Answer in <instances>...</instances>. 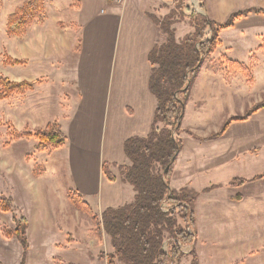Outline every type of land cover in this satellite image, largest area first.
Segmentation results:
<instances>
[{
	"label": "rangeland",
	"instance_id": "374dc122",
	"mask_svg": "<svg viewBox=\"0 0 264 264\" xmlns=\"http://www.w3.org/2000/svg\"><path fill=\"white\" fill-rule=\"evenodd\" d=\"M25 1L0 0V75L14 82H31L27 80L28 77L36 75L37 78L32 81L39 82L33 91L12 94L8 99L0 101V199L5 197L12 200L10 212L0 211V262L21 263L24 253L21 243L16 236L8 238L4 233L14 230L16 220L23 216L28 222L25 264H58L56 258L60 259L62 264L72 263L76 258L83 259L82 262L87 264H107L106 261L99 259L97 254L112 252L108 238L104 237L102 241L95 235V227L90 216L75 207L68 197V189L71 186L68 183L67 146L37 152L36 140L33 137H21L11 141L8 135L10 126L17 130L27 126L30 129L42 128L46 125L43 123L56 121L66 132L64 133L66 137L71 136L65 123L67 117H64L63 113L69 114L72 111L74 105L72 89L59 80L64 70L62 68L64 61L56 59L54 64L48 61L46 70H42L43 61L32 63L34 68L36 64L41 68L38 71L54 73L52 83L47 77L38 76L39 72L30 71L28 63L5 64L8 57L27 60L17 58L24 57L21 51L23 47L26 49V45L21 44V39L25 38L27 33L21 37L9 36L6 33L7 18ZM205 2L210 10L214 9V12L217 8L225 9L227 17L231 10L235 12L245 8L264 9V0H205ZM185 6L186 16L190 15L189 10H196L208 17L211 15L209 9L208 11L200 9L197 0H186ZM173 8L172 1L171 6L159 7L161 14H166ZM70 13L71 10L66 9V12L63 11L59 15L66 19L71 17ZM46 18L45 8L44 21ZM225 19L217 22L222 23ZM61 24L59 23V26ZM237 24L239 29L248 32L243 33L245 38L236 40L238 45L230 50L231 57L227 56L229 55L226 53L227 50L218 47L203 62L194 79L181 123L180 138L184 146L177 156L172 172L173 187L195 194L193 211L194 230L195 233H199V237L196 236L195 249L198 251V264H236L234 260H237V264H264V208L258 209L257 216V209H252L250 203L242 204L240 198L235 197L232 199L235 205H230L220 203L219 197L223 189L230 187L228 183L233 178H241L240 176L249 173V170L253 172L258 170L253 167L256 165V159H252L254 161L246 165V168H243L242 164L248 160L242 157L230 165L214 168L208 164L212 158L221 155L222 149L219 148L222 144L215 142L219 140L218 138L214 139L215 141H205V138L218 131L228 118L241 116L254 103L264 100V49L258 48L264 44V16L250 13L240 18ZM175 28L180 39L191 31L192 27L188 18H185L177 22ZM231 32L233 30L223 31L225 42L232 38ZM246 49L248 54L244 61L231 59L235 53L241 55ZM227 59L245 65L253 81L248 83L244 75L228 65ZM51 69L52 71H49ZM55 69L58 71L55 72ZM241 122L245 121L233 123ZM252 154L256 157L261 152L256 154L254 151ZM262 167L264 168L263 163L260 164V169ZM87 202L97 209L93 201ZM163 204L164 211H168L167 204L165 202ZM253 214L254 217H251ZM257 225L259 234L254 232L257 240L254 238L253 248L258 243L261 245L260 250L241 262L245 251L251 246V234ZM186 229L188 232L194 231L190 227ZM73 237L76 242L73 241ZM167 241L168 235L165 234V250ZM65 245H76V249H67ZM180 250L183 257L177 264H190L191 247L180 245ZM89 254L95 255L93 262L87 260H92L88 257ZM116 264L120 263L116 261Z\"/></svg>",
	"mask_w": 264,
	"mask_h": 264
},
{
	"label": "crops",
	"instance_id": "0c3cea01",
	"mask_svg": "<svg viewBox=\"0 0 264 264\" xmlns=\"http://www.w3.org/2000/svg\"><path fill=\"white\" fill-rule=\"evenodd\" d=\"M160 5L171 6V1L45 0L46 20L32 25L26 37L21 39V44L26 45V49L23 47L21 51L24 57L14 55L19 59L26 58L28 69L34 73L39 72L38 76L47 77L51 83L54 81V73L38 71L41 68L37 64L34 68L32 63L43 61L42 70H46L48 61L51 64L56 59L64 61V70L59 80L71 86L74 102L72 111L69 114L63 113L67 117L65 123L68 132L71 133V136L67 135L64 144V147L67 146L68 183L85 200L95 203L97 209H92L98 216L108 208H118L133 200L132 187L121 181L119 167L128 164L123 152L124 142L131 137L148 134L153 122L156 101L148 89L151 73L148 54L155 45L164 42L165 35L149 15L160 18L168 14L170 10L161 14ZM66 9L71 10V17L62 19L59 14L66 12ZM209 12L211 19L216 22L228 18L225 9L217 8L215 12L209 9ZM237 23L227 29L233 30L232 38L227 39V42L223 39L224 30L219 33L222 42L220 49L227 50L226 53L238 45L236 40L243 39V33L248 32L239 29ZM175 34L177 41L183 38L178 39L176 28ZM231 42L233 45H229ZM247 54L248 49L241 55L235 53L231 59L244 61ZM227 56L231 57L230 53ZM35 76L27 80L32 81L37 78ZM218 139L212 141L222 144L219 148L222 149L221 155L212 158L208 165L224 167L242 157L248 160L243 161V168L252 164V159H256L253 167L258 169L255 172L249 170V173L240 176L246 180L243 186L223 189L222 195H219L220 203L235 205L232 199L239 197L242 204L250 203L252 209L256 208L259 216L258 209L264 208V177L253 179L264 173V168L260 169L261 163L264 166V109L248 121L232 123ZM253 150L261 154L253 157ZM104 163L110 164L115 182H109L103 175ZM171 182L172 176L170 187L175 192L182 189L173 187ZM258 231L259 225L251 234V246L245 251L241 262L260 250L261 245L258 243L253 248L256 238L254 232L258 235ZM196 236L199 237L198 232ZM104 237L107 238L103 234L102 241ZM73 241L76 242L74 237ZM196 244L197 239L194 249ZM75 247L65 245L67 249L75 250ZM195 252L197 254L198 251ZM89 255L92 260H87L93 262L95 255ZM82 261L76 258L72 263L87 264ZM234 261L237 264V260Z\"/></svg>",
	"mask_w": 264,
	"mask_h": 264
},
{
	"label": "trees",
	"instance_id": "16d2710c",
	"mask_svg": "<svg viewBox=\"0 0 264 264\" xmlns=\"http://www.w3.org/2000/svg\"><path fill=\"white\" fill-rule=\"evenodd\" d=\"M172 1L174 8L165 16L158 18L149 15L152 22L165 35V40L155 45L148 54L151 73L148 89L153 95L156 105L150 131L145 136H134L123 144V152L128 164L119 167L121 181L132 187L134 196L130 203L118 208L104 210L100 218L87 201L76 190L69 188L70 201L86 212L95 227V235L102 239L107 236L112 252H101L98 258L107 264H177L183 257L180 245H189L191 250L190 264H198L194 249L196 233L194 230L193 202L195 194L181 190L175 192L170 187V179L176 158L183 149L180 138L181 123L186 101L194 79L201 66L215 50L222 45L219 33L232 28L243 16L256 13L264 16L262 8H248L232 12L222 22H216L207 15L189 10L184 13L186 0ZM202 11H206L205 0H197ZM45 0H26L7 18L6 33L9 36L21 37L34 23H42L45 18ZM188 18L192 32L187 33L179 41L176 40L174 25ZM63 27V24H61ZM264 49V44L258 47ZM228 65L253 81L249 69L242 63L226 60ZM27 60L7 58L6 65H24ZM38 81L14 82L0 75V101L8 99L12 94H24L33 91ZM264 109V100L254 103L243 115L228 118L221 128L208 135L205 141L222 137L233 122L247 121ZM8 133L11 141L21 137H33L36 140L35 151H52L64 146L67 137L56 122H48L42 128L28 126L22 130L10 126ZM102 173L109 182L116 178L110 170V164H102ZM264 177V173L253 180ZM246 183L242 178H233L228 185L240 187ZM239 198V197H238ZM166 203L168 211L161 206ZM12 210L11 198L1 197L0 211ZM178 217V219H177ZM187 227L194 231L188 232ZM27 219L23 216L16 220L14 230L5 231L8 238L16 236L24 250L20 264L26 263L28 242L26 231ZM165 234L168 235L167 250L164 249ZM58 264L61 260L56 258ZM0 264H2L0 262ZM74 264V263H66Z\"/></svg>",
	"mask_w": 264,
	"mask_h": 264
},
{
	"label": "built area",
	"instance_id": "2783aa9c",
	"mask_svg": "<svg viewBox=\"0 0 264 264\" xmlns=\"http://www.w3.org/2000/svg\"><path fill=\"white\" fill-rule=\"evenodd\" d=\"M114 2H120L121 0H113ZM164 206H165V204H162V210L164 211L165 209H164Z\"/></svg>",
	"mask_w": 264,
	"mask_h": 264
}]
</instances>
